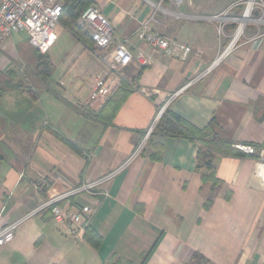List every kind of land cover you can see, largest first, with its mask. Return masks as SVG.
Returning a JSON list of instances; mask_svg holds the SVG:
<instances>
[{
  "label": "crops",
  "instance_id": "1",
  "mask_svg": "<svg viewBox=\"0 0 264 264\" xmlns=\"http://www.w3.org/2000/svg\"><path fill=\"white\" fill-rule=\"evenodd\" d=\"M91 1L109 20L113 42L126 40L132 58L119 70V85L132 91L113 115L98 113L103 104L94 108L88 94L106 70L93 53L103 50L59 22L47 54L52 62L53 45H71L62 77L54 85L12 77L15 87L0 93V224L119 169L96 189L106 196L70 198L95 209L85 232L95 231L100 245L92 247L85 232L62 233L44 209L0 246V264H264V167L246 153L215 154L212 185L205 170H195V143L153 130L168 101L164 109L196 128L213 118L233 148L264 150V26L248 28L215 62L229 40V7L239 0ZM146 21L191 53L182 60L151 50L137 36ZM26 47V35H11L0 46V72L18 68ZM41 179L48 184L42 191L33 187Z\"/></svg>",
  "mask_w": 264,
  "mask_h": 264
},
{
  "label": "built area",
  "instance_id": "2",
  "mask_svg": "<svg viewBox=\"0 0 264 264\" xmlns=\"http://www.w3.org/2000/svg\"><path fill=\"white\" fill-rule=\"evenodd\" d=\"M63 1L0 0V46L11 35L22 32L26 35L27 42L32 49L40 53L47 52L48 48L56 39L55 28L59 23ZM241 4H245L243 14L240 17L232 18L238 22V27L231 41L223 48L215 62L228 54L237 41L241 33L236 35L240 20L245 19L243 26L252 22L264 24V3L262 0H239L232 4V6H239ZM254 13L257 14V17L252 16ZM76 25L88 34L95 47L103 50L101 53L96 51L93 53L104 64L106 70L98 73L94 77L88 94L89 104H95L98 107L117 88L121 78L119 70L131 61L132 56L126 45V40L119 43L113 42L111 24L97 6L92 4L86 7L77 17ZM137 36L139 39L147 42L151 50H158L165 56H174L184 60L192 51L190 46L176 39L166 38L152 32L148 28L147 21L141 25ZM167 103L168 101L158 110L156 120L165 110L164 108ZM150 131L151 128L138 144L133 156L140 152ZM234 148L243 153L253 155L260 167H264V150H255L253 146L248 144H235ZM117 171L119 169L109 172L94 181L80 184L50 197L18 220L9 224H0V246L6 244L13 238L14 230L20 223L44 209L49 211L59 231L72 238H81L90 223L95 209L80 207L71 201L70 198L82 192L106 196L107 192L105 190L98 192L96 189L109 181ZM47 185L46 179H41L33 183V187L41 191Z\"/></svg>",
  "mask_w": 264,
  "mask_h": 264
},
{
  "label": "trees",
  "instance_id": "3",
  "mask_svg": "<svg viewBox=\"0 0 264 264\" xmlns=\"http://www.w3.org/2000/svg\"><path fill=\"white\" fill-rule=\"evenodd\" d=\"M89 5H92L91 0H64L61 16L59 22L63 24L73 35H75L87 47H91L93 42L90 40L88 34L82 31L76 25V19L79 14ZM37 55L35 69L36 75L42 81H49L52 76L53 67L49 60L47 52L40 53L34 50ZM11 70L4 73L0 72V93L7 89L15 87L11 78H3L5 75H10ZM13 74H15L13 72ZM132 91V84L121 82L112 95L103 103L98 113H107L113 115L118 109L120 103L126 98L128 93ZM154 132L157 134L167 136L183 137L196 144V164L195 170L201 169L207 172V176L202 175L204 180H209L212 185L216 184L213 170V158L215 154L243 156L244 153L240 150L233 148L229 142L223 138L221 129L212 118L208 125L204 128H196L187 123L177 115L168 110H164L158 117L155 125ZM160 154V147H156L154 158ZM86 241L94 248H98L101 242L100 236L91 230L85 232ZM106 264H130L126 260L118 259L114 262L109 261Z\"/></svg>",
  "mask_w": 264,
  "mask_h": 264
},
{
  "label": "rangeland",
  "instance_id": "4",
  "mask_svg": "<svg viewBox=\"0 0 264 264\" xmlns=\"http://www.w3.org/2000/svg\"><path fill=\"white\" fill-rule=\"evenodd\" d=\"M245 8V4H241L240 7L238 5H234V6H230L229 7V40L228 42L231 41L237 27H238V22L233 20L232 18L234 17H240L243 14V10ZM264 15V14H263ZM253 17H257V14L254 13L252 15ZM223 23H226L227 21H221ZM260 27L263 28L262 26H264V24L258 23V22H252L249 24H245L242 28V31L239 35V37L237 38V41L242 38V36L244 35V32L248 29V28H253V30H255V27ZM222 27V25H221ZM61 24L58 23V25L55 28V31L61 29ZM221 30V29H220ZM19 36H24L25 34L20 32V33H16ZM227 42V43H228ZM60 41H58L55 45L52 46V48L49 50L50 53H52L53 55V72H52V76L50 79V84L54 85V82L58 81L59 78L62 77V74L64 73V70L66 67V65H70L71 63H67L68 58L66 57V51L71 47V45H65L63 44L60 45ZM20 57L21 59L18 60V68H16L15 70H11L12 73L10 75H5L2 77L3 78H11L14 77L15 80L19 79H24L25 81L30 80L31 78H37L40 79V77H38L36 75V69H35V64H36V59H37V55L34 53V51L29 48H23L22 50H20ZM51 62V63H52ZM13 72L15 73V76L13 74ZM81 96L85 97L87 95L86 92V88L83 87L81 88ZM94 108L97 107V105H92ZM80 264H82L80 262Z\"/></svg>",
  "mask_w": 264,
  "mask_h": 264
},
{
  "label": "bare ground",
  "instance_id": "5",
  "mask_svg": "<svg viewBox=\"0 0 264 264\" xmlns=\"http://www.w3.org/2000/svg\"><path fill=\"white\" fill-rule=\"evenodd\" d=\"M244 21H245V19L240 20L239 29H238L236 35L239 34V33L241 32V30H242V28H243V23H244Z\"/></svg>",
  "mask_w": 264,
  "mask_h": 264
}]
</instances>
